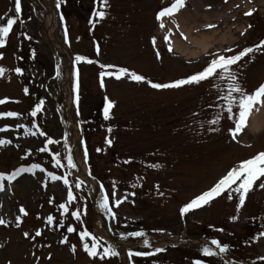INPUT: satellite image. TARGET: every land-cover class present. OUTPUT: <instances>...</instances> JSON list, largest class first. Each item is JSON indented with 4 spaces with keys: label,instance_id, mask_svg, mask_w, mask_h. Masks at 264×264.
Wrapping results in <instances>:
<instances>
[{
    "label": "rangeland",
    "instance_id": "obj_1",
    "mask_svg": "<svg viewBox=\"0 0 264 264\" xmlns=\"http://www.w3.org/2000/svg\"><path fill=\"white\" fill-rule=\"evenodd\" d=\"M168 1L170 6L174 0ZM19 2L25 13L23 19L14 25V35L8 33L4 37L7 41L0 47V67L5 69L0 76V100L10 101V105L0 107V113L19 114L0 117V140L6 141L0 144V221H3L0 223V264H128L126 252L131 253L130 259L135 264H195L196 261L224 264L222 254L235 264H264V236L261 235L264 233V187L261 186L264 176L253 182L242 206L240 193L235 191L238 181L216 196L213 203L181 214L187 202L217 183L225 172L264 151V130L255 136L248 134V145L243 144L255 109L233 139L230 130L235 128V116L228 118L222 100L228 92L227 79L217 74L180 89H155L148 83H171L200 72L218 55L227 57L228 49L233 52L235 47L244 44L256 47L254 44L264 38V5L250 0V8L242 15V8L234 5L230 16L236 21H229L237 38L233 45H216L208 53H199L196 59L185 61L168 52L163 46L165 42L156 41L158 20L157 27L155 22L165 7L162 5L165 0H107L105 9L110 12V19L102 22L94 7L104 4V0H60L63 10L60 26L49 23L52 0ZM6 6L0 1V12ZM191 6L189 10L193 9ZM248 12L251 14L246 15ZM251 23L255 27L251 28ZM242 25H245L244 33L237 29ZM219 29L226 32L227 24ZM68 39L73 53L86 58L76 59L80 78L78 81L76 71L73 79L78 115L84 123L95 110L102 113L99 128L88 140L89 145L84 139L80 144L71 117L69 56L60 45ZM156 48L163 55L162 60L158 59ZM249 54L250 58L244 56L230 67L239 86L251 94L264 81V45ZM111 64L116 70L127 69L129 74L134 72L146 79L137 82L129 74L117 79L116 74L109 75L103 67ZM16 68L22 69V73L17 74ZM101 73L105 75L101 77ZM233 95L238 97L239 93ZM102 99L105 101L100 107ZM108 101L115 106L109 108L105 119ZM37 105H40L38 110ZM33 110H36L34 116ZM236 112L238 105L234 104L233 113ZM116 122L120 123L122 133L114 132ZM78 143L77 167H71L68 157ZM85 146H89L92 154L93 168L87 161L88 153L85 157ZM45 148L51 150L49 164L42 157L46 154L42 150ZM150 149H155L151 158L158 163L145 166L144 161L134 160L138 165L129 166L121 160L120 154L129 161L134 157L140 159L139 155ZM26 157L29 158L24 160ZM18 167H24L25 173L11 182L9 177ZM81 169L104 180L115 216L103 208L102 211L109 215L117 239L129 242L151 236L174 241V248L161 243L128 248L114 246L95 211L97 198L103 194L96 193ZM64 179L68 180L67 185ZM69 190L74 196L71 201ZM117 200L121 201L119 206H116ZM60 205L79 213V227L67 221L68 227L79 234L77 249L66 239L60 221L48 219L57 209L67 213ZM84 231L109 242L117 255L101 259L106 247L99 245V254L90 256L84 244L91 247L92 239L82 240L80 234ZM199 240L207 243L217 240L227 248L221 252L216 246L217 253ZM206 246L212 249V255L204 254ZM75 249L79 252L77 257ZM138 252L149 255H135ZM108 259L107 263L103 261Z\"/></svg>",
    "mask_w": 264,
    "mask_h": 264
},
{
    "label": "snow or ice",
    "instance_id": "obj_2",
    "mask_svg": "<svg viewBox=\"0 0 264 264\" xmlns=\"http://www.w3.org/2000/svg\"><path fill=\"white\" fill-rule=\"evenodd\" d=\"M104 3H107V0H104ZM59 6V4L57 5ZM184 6V0H175V2L172 4L170 8H165L161 10L158 15L157 19H160L161 17H164L166 14L171 15L175 11H178L180 7ZM21 10L20 2L19 0H15V12L19 13ZM251 14V13H248ZM96 15L103 17L105 14L103 12H98ZM15 19L9 18L7 19L6 23L3 26H0V46H3L5 43L4 37L7 36L9 33L12 25L14 24ZM163 23H161V27H163ZM207 27H214V25H208ZM181 36H183V33H181ZM186 39V37H185ZM154 42V41H153ZM262 45H264V41L261 42ZM259 47V46H257ZM171 45H169V51H171ZM99 51V49H97ZM228 51H231V49H228ZM253 51V48H246L240 53L236 55L231 56H224V55H218L214 57L207 66L200 72H197L186 79H180L173 81L171 83L162 84V83H153L151 81H148V83L151 85V87L155 89H166V88H178L185 84L190 83H199L202 80H205L209 77H212L213 75H219L221 79H227L229 81L228 85V92L225 96L222 97V100L224 101V104L226 105V110L229 114L228 118L232 119L235 116V128L230 130L233 133V139L236 138V134L239 133L242 130V127L246 125V122L248 120L249 115L252 113V111L255 109L256 111H259V107L257 106H264V84H261L253 93L248 94L246 93L237 82V78L235 74L231 70V65L237 63L242 57L247 55L248 53H251ZM157 55H159L157 53ZM0 57H2V53H0ZM77 61H84L86 60L85 57L77 56ZM88 63H91V60H87ZM103 67H110V66H103ZM219 70V71H218ZM5 69L3 67H0V76H3ZM17 74L22 73V69L16 68L15 69ZM121 74H129L127 69L121 68L119 70V74H116V78L119 79ZM105 73H101V77H103ZM109 75H112L109 73ZM130 78L141 82L144 81L146 78L142 75H138L134 72L130 73ZM101 86L103 87V80H101ZM25 93H27V88H25ZM233 93H239V96H234ZM8 98H5L4 100H0V103H5ZM78 99V97H77ZM238 105V112L233 113V105ZM113 106V102L108 101L107 106L104 110L105 119L108 118L109 108ZM40 105L36 106V110H38ZM36 110H33L31 113L33 116L36 115ZM18 113L15 112H6V113H0V117H16L18 116ZM217 121H212V123H216ZM49 143H52L51 140L48 141ZM6 141L0 140V144H4ZM108 143L110 144L111 141L109 140ZM44 150V149H42ZM99 151V149H97ZM85 157H87V151L85 150ZM57 165H59V160H56ZM68 163L71 167H75L76 165L73 163L71 156L68 157ZM33 167H38V165H33ZM22 171V170H18ZM18 173H13L12 176L9 177V180L13 179L15 175ZM264 176V152L258 153L256 156L252 157L251 159L244 160L240 163L238 167H235L231 169L226 175H224L211 189L208 191L202 193L200 196L194 198L191 202L184 205L181 208V214L187 213L189 210L202 207L205 204H208L213 198L216 196L226 192L228 189L231 188L233 184H236L239 181V184L237 188L235 189L236 192L240 193L239 196V203L240 206L243 205L244 199H245V193L249 190V188L252 186L253 182L258 179L259 177ZM2 178V177H0ZM53 179H58L57 177L53 176ZM66 185L69 183L67 179H64L63 181ZM264 187V185H261ZM79 187V185H77ZM68 199L71 201L74 199V196L69 190L68 192ZM229 199H231V194L229 193ZM121 201H116V206H119ZM101 208L105 209L112 215L115 216V213L111 212L110 205L108 203L107 197H105L101 202ZM61 208H65V205H60ZM65 210H67L65 208ZM72 215L79 217L78 212L72 213ZM49 221H52V217H48ZM235 219V217H233ZM3 221H0L2 223ZM68 231H74L72 227L68 228ZM27 235V233H25ZM39 235V233H37ZM81 239L83 240L85 237H91L92 239V245L89 246L88 243L84 244L85 251L88 252L90 256H97L99 253L97 251V248L99 246V241L95 236H93L91 233L84 231L81 234ZM131 235L135 236H141L142 233H133ZM262 236H264V233H261ZM145 244L148 242L145 240ZM212 244L216 245L221 252L225 251L227 246H221L219 241L213 240L211 242ZM156 251H161V249H157ZM203 252L205 255H212V249L209 247H204ZM131 254V253H130ZM117 255L114 249L111 247H106L103 250V254L101 255V259H103L105 256H112ZM135 255L139 256H147L149 253L147 252H138L135 253ZM195 264H201L200 261H196Z\"/></svg>",
    "mask_w": 264,
    "mask_h": 264
},
{
    "label": "bare ground",
    "instance_id": "obj_3",
    "mask_svg": "<svg viewBox=\"0 0 264 264\" xmlns=\"http://www.w3.org/2000/svg\"><path fill=\"white\" fill-rule=\"evenodd\" d=\"M52 14L49 17V23L57 24L56 22V12L58 9V0H52ZM242 0H189L184 1V6L180 7L178 11L173 14V19L176 21L171 23L167 16L160 18V32L163 34L166 29L178 30V34H175L171 38V44L174 48V52L186 59H195L199 53H208L210 48H214L216 45L223 47V45L231 46L237 40L236 36L232 33L230 28L229 21H232L233 16H230V12L233 9L234 5L241 3ZM258 2L264 5V0H258ZM190 4L193 7L192 10H189ZM216 19L215 21H213ZM227 24L226 32H222V29L215 28L219 26L218 21ZM163 23V27H161ZM208 25H214V27H207ZM239 32H243L245 29L244 26L238 27ZM197 31L196 34L194 33ZM52 33V32H51ZM50 33V36H51ZM183 33V36L186 37V42H183L179 35ZM190 43L194 48L189 46ZM74 69V66H71V71ZM71 100V98H70ZM71 104V101H70ZM74 126L79 133V127L77 123H74ZM264 130V106H262L259 111L254 110L250 116V122L248 125V130L245 132L243 137V144H248L249 135L255 136V134L262 133ZM79 135V134H78ZM84 175L88 176L89 172L84 170ZM92 185L94 182H91ZM101 197L98 196L95 210L98 214V220L105 224V221L99 217H102V208H101Z\"/></svg>",
    "mask_w": 264,
    "mask_h": 264
},
{
    "label": "trees",
    "instance_id": "obj_4",
    "mask_svg": "<svg viewBox=\"0 0 264 264\" xmlns=\"http://www.w3.org/2000/svg\"><path fill=\"white\" fill-rule=\"evenodd\" d=\"M9 9L10 10L8 11L7 16L3 20H0V26H3L6 23L7 19L14 18V16H15V14H14V11H15V5H14V3L10 4ZM96 119L97 118H95V120ZM95 128H96L95 127V124L92 123V122H89L88 129H90V132H94L96 130ZM88 133H89V131H88Z\"/></svg>",
    "mask_w": 264,
    "mask_h": 264
},
{
    "label": "water",
    "instance_id": "obj_5",
    "mask_svg": "<svg viewBox=\"0 0 264 264\" xmlns=\"http://www.w3.org/2000/svg\"><path fill=\"white\" fill-rule=\"evenodd\" d=\"M109 233H110V228L108 227Z\"/></svg>",
    "mask_w": 264,
    "mask_h": 264
}]
</instances>
